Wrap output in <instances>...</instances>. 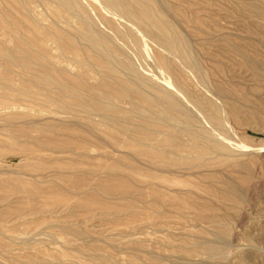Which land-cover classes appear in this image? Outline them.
Segmentation results:
<instances>
[{"label": "rangeland", "instance_id": "obj_1", "mask_svg": "<svg viewBox=\"0 0 264 264\" xmlns=\"http://www.w3.org/2000/svg\"><path fill=\"white\" fill-rule=\"evenodd\" d=\"M151 4L191 43L201 84L174 72L173 86L157 44L99 0L66 10L53 0H0V264H264V0ZM87 22L106 57L127 69L113 63L112 77L88 50H73L85 47L73 35ZM126 30L141 55L115 33ZM22 53L44 67L23 71L12 60ZM35 69L109 100L90 114L47 107L42 95L57 92L41 88ZM125 79L147 100L162 89L179 101L182 90L194 100L211 94L223 129L206 122L205 105L185 109L225 149L196 167L176 161L168 122L148 117L160 107L125 98Z\"/></svg>", "mask_w": 264, "mask_h": 264}, {"label": "bare ground", "instance_id": "obj_2", "mask_svg": "<svg viewBox=\"0 0 264 264\" xmlns=\"http://www.w3.org/2000/svg\"><path fill=\"white\" fill-rule=\"evenodd\" d=\"M53 1L57 3L59 10H66L70 7V5L74 0H53ZM99 1L103 5V7H105L108 10L107 12L121 16L122 19L125 21V23L129 22L137 25L142 33H144L149 39H151L152 42L154 41L157 44V46L162 50L161 52L164 54L166 60L168 58V66L166 65V62H164L162 66L165 68L168 67V74L170 75L169 81L173 86H175L176 88L178 86V84L175 83L174 72L185 73L195 78L198 84L202 83L200 67L197 64L195 56L192 54L193 47H191V43L189 44L187 43L188 41L186 42L185 40L180 38L175 33L173 28L170 25H168V23L162 17L157 16L155 14L153 6L151 4L152 0H99ZM90 22L92 23L93 21L90 19ZM89 23L88 22L81 23L79 25V29H76L73 35L75 41L79 39L84 43L85 47L83 48L78 47L79 49L73 47V50L74 51L88 50L93 57L100 59L101 61L100 65L103 68L107 69V71H109L107 73H109L110 76L115 77L116 72L114 70L115 67L112 66L113 63H116L118 66H120L123 69H127V66L122 59L114 60L106 57L102 49V43H103L102 39H104V37L102 36V34L97 33L94 29H92ZM142 28L145 31H143ZM115 33L120 37H122L124 41L130 39L132 42V46H137L136 51L138 55H141L143 53L144 50H142L143 48L140 46L141 44H139L140 40L136 36H134L129 30L115 31ZM44 39L45 38H42L40 39V41ZM141 40L143 42L142 38ZM12 60H14L16 65L19 66L23 71H27V72L30 71L29 63L35 64V66L38 67H44V65L41 62L33 61L29 58V56L23 53L19 57H12ZM37 70L35 69V74H32V77L42 84L41 88L54 89L57 92L56 96H51L48 94L42 95L43 96L42 101L46 103L45 105H47V107L48 105L54 106L60 112H64L67 114H72L74 113V111L76 112L75 107H78L82 113L90 114L93 111L101 112L103 110L102 107L103 102L105 100H109V97L104 96L101 93H97L94 89H90L86 86H83L82 88L76 87L74 84H71L69 80L64 79L63 81H58L57 79L50 77L47 72H40ZM130 73L132 76L138 75L137 72L133 70H130ZM123 84L124 85L120 87L123 88L124 90L125 98L129 96V92H132L138 96L137 99L141 100L142 102L149 103L151 107H155L156 109L160 107L161 110L159 109V112L153 113L151 111L150 116L148 117L154 121L159 120L160 122L163 123L168 122V129L170 130V133H168V154L174 157L176 161L180 162L181 164H184L186 163L187 160L190 159L199 160V162L195 164L196 167L197 165L202 164L205 161H208V159H212V158L215 159V157L218 155V151L225 149V145L219 142L217 140V137L216 139L213 137V135L215 134L214 132L212 135V133H210L211 131L209 128L208 131H205L196 125L195 119L193 117L194 114L191 115L186 110L187 108L184 105L185 102L192 101L195 105L194 108L198 110L202 109V105H205L209 109V114H207L205 117L206 122L208 124H211L216 129H223L224 116L220 111L221 108L219 109V106L217 105L214 97L211 94L206 92L204 98L200 100H194V99H190L188 94L182 90L183 95H181L182 97L181 99L183 100L179 101L177 100V98L174 97V95H172L169 92L167 94L166 91H163L165 89H162L157 93L158 95L155 96L153 99L147 100V98H145L143 93L136 88L135 82L132 79H125ZM44 86L45 88H43ZM11 89L10 92L12 91ZM33 94L41 95L39 93H33ZM112 94L119 97L121 96V93L119 92H112ZM162 113L164 114L168 113V116L166 118H161L160 114ZM101 116L102 118H105L103 117L104 115ZM199 122H201V119ZM205 252L209 256H215L218 253V249L216 247L210 246L205 249Z\"/></svg>", "mask_w": 264, "mask_h": 264}]
</instances>
